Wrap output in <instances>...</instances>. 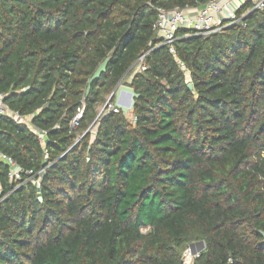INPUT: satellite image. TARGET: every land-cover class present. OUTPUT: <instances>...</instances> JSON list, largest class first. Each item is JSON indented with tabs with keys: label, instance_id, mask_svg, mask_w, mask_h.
Returning <instances> with one entry per match:
<instances>
[{
	"label": "trees",
	"instance_id": "1",
	"mask_svg": "<svg viewBox=\"0 0 264 264\" xmlns=\"http://www.w3.org/2000/svg\"><path fill=\"white\" fill-rule=\"evenodd\" d=\"M208 1L0 0V95L46 135L0 117L32 171L0 161V264H182L196 242L194 264H264V5L156 47L158 9ZM142 54L133 110L100 115Z\"/></svg>",
	"mask_w": 264,
	"mask_h": 264
},
{
	"label": "built area",
	"instance_id": "2",
	"mask_svg": "<svg viewBox=\"0 0 264 264\" xmlns=\"http://www.w3.org/2000/svg\"><path fill=\"white\" fill-rule=\"evenodd\" d=\"M251 4V10L262 9L264 0H209L202 7H185L182 9L174 8L171 10L158 9L155 22L153 24V31L159 40L156 47L166 46L171 54H175L174 43L178 40L176 33L178 30H190L196 35H208L215 33L223 28V23L232 25L239 21L236 19V12L245 4ZM145 56L142 54L136 63L130 68L129 72L124 75L120 84L124 80L131 79L136 72H142L146 69ZM182 71L187 72L183 64L179 63ZM128 80V81H129ZM4 96L0 95V117L12 118L17 123H24L28 130L32 132L38 139L42 148L45 147L46 135L45 132L39 131L32 126L30 120L31 116L21 117L17 113L10 111L3 103ZM118 112L113 106V102L107 101L103 107V111ZM81 111L72 120V126L75 128L81 117ZM95 132H92L94 136ZM44 154L47 153L44 150ZM0 161L5 162L9 166L8 178L17 183L21 182V175L25 174L32 176V171H23L15 165L11 158L0 153ZM44 170H40L36 175L37 179L29 178L35 185H39V180L43 176ZM28 181L26 179L24 182ZM200 253L193 254L189 245L185 248L182 254V264H194V260L199 257ZM227 264H231L229 259Z\"/></svg>",
	"mask_w": 264,
	"mask_h": 264
},
{
	"label": "water",
	"instance_id": "3",
	"mask_svg": "<svg viewBox=\"0 0 264 264\" xmlns=\"http://www.w3.org/2000/svg\"><path fill=\"white\" fill-rule=\"evenodd\" d=\"M106 64H107V61L105 60L101 65L98 66L96 71L93 73L91 78L88 80L87 92L90 89L91 83L94 80H97L100 77V75L105 71ZM120 82L113 89L111 95L108 98V101L112 99L113 106L115 107V109L127 116L133 110V107L135 105V99L137 98L138 95L134 92V90L130 86L120 84ZM188 88L191 89L192 85L188 84ZM121 96L125 97L124 102L120 101ZM260 234L263 237V243H264V233L260 232ZM189 248L191 252L195 254L197 252L201 253L204 250L205 246L203 242H196V243L190 244Z\"/></svg>",
	"mask_w": 264,
	"mask_h": 264
},
{
	"label": "rangeland",
	"instance_id": "4",
	"mask_svg": "<svg viewBox=\"0 0 264 264\" xmlns=\"http://www.w3.org/2000/svg\"><path fill=\"white\" fill-rule=\"evenodd\" d=\"M129 79H126V80H124V82L125 81H128ZM108 100V99H107ZM106 103V102H105ZM105 103L103 104V105H100L99 107H98V113L101 115V113H103V107H104V105H105ZM91 132H95V129L93 128L92 130H91ZM198 253V252H197Z\"/></svg>",
	"mask_w": 264,
	"mask_h": 264
},
{
	"label": "bare ground",
	"instance_id": "5",
	"mask_svg": "<svg viewBox=\"0 0 264 264\" xmlns=\"http://www.w3.org/2000/svg\"><path fill=\"white\" fill-rule=\"evenodd\" d=\"M121 102H124L125 101V97L124 96H121Z\"/></svg>",
	"mask_w": 264,
	"mask_h": 264
}]
</instances>
